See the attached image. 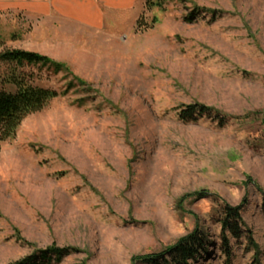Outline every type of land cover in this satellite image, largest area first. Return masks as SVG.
Listing matches in <instances>:
<instances>
[{"label": "rangeland", "instance_id": "1", "mask_svg": "<svg viewBox=\"0 0 264 264\" xmlns=\"http://www.w3.org/2000/svg\"><path fill=\"white\" fill-rule=\"evenodd\" d=\"M96 2L89 22L0 13V53L65 66L18 71L59 97L0 141V264L54 247L50 264H135L195 230L189 264H264V0ZM226 205H243L229 250Z\"/></svg>", "mask_w": 264, "mask_h": 264}, {"label": "trees", "instance_id": "2", "mask_svg": "<svg viewBox=\"0 0 264 264\" xmlns=\"http://www.w3.org/2000/svg\"><path fill=\"white\" fill-rule=\"evenodd\" d=\"M147 5L150 9L163 8V0H147ZM154 22H156V19ZM0 64L8 65L11 69L4 79V84L15 88V92H0V141L4 142L16 135L17 130L28 116L42 111L52 100L59 97L57 91L35 86L29 76L18 74L19 69L26 66H40L41 68H51L55 74H58L65 70V66L47 56L24 50H7L0 53ZM73 86L75 84L71 82L69 87ZM207 111H209L207 107L197 104L190 105L180 113V117L184 122H194L197 119L196 114L206 113ZM197 196L203 198L204 194L199 193ZM242 206L233 208L226 205L224 208V216L220 223L223 239L226 242L225 248L229 246L226 241V233H229L234 239H239L242 236L240 227L243 222ZM202 235L199 230H195L190 235L180 239L175 246L168 248L165 252L137 256L133 259L134 263L189 264L195 261L198 256H201V252L205 251ZM64 253L65 251L54 247L42 252L39 257H27L13 264H50L53 257L60 261ZM167 256L170 260L166 258Z\"/></svg>", "mask_w": 264, "mask_h": 264}, {"label": "crops", "instance_id": "3", "mask_svg": "<svg viewBox=\"0 0 264 264\" xmlns=\"http://www.w3.org/2000/svg\"><path fill=\"white\" fill-rule=\"evenodd\" d=\"M97 0H0V13L3 11H24L43 17L57 14L62 19H83L87 22L96 19L101 14L96 7ZM117 1V0H116ZM110 5V0H104ZM131 5L133 0H128ZM109 7V6H108ZM99 12V13H97ZM102 16V15H101Z\"/></svg>", "mask_w": 264, "mask_h": 264}]
</instances>
